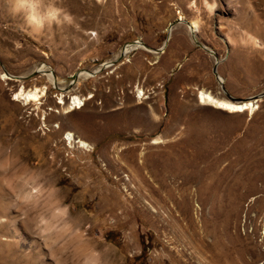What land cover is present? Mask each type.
I'll return each instance as SVG.
<instances>
[{"label":"rangeland","instance_id":"obj_1","mask_svg":"<svg viewBox=\"0 0 264 264\" xmlns=\"http://www.w3.org/2000/svg\"><path fill=\"white\" fill-rule=\"evenodd\" d=\"M15 2L0 0V264H264V0H38L43 26ZM180 17L198 30H170ZM44 86L40 108L16 99Z\"/></svg>","mask_w":264,"mask_h":264},{"label":"bare ground","instance_id":"obj_2","mask_svg":"<svg viewBox=\"0 0 264 264\" xmlns=\"http://www.w3.org/2000/svg\"><path fill=\"white\" fill-rule=\"evenodd\" d=\"M189 22V21H188ZM190 27H192L193 31H197L199 28V25L197 22H189L188 24ZM40 71H44L46 69L44 68H40ZM99 71V70H98ZM47 75L49 77V80L52 83H56V76L51 72H47ZM219 76V74H218ZM3 77L5 79H11L13 78L12 75H9L7 73H3ZM219 81L220 83H224L225 80L223 77L219 76ZM47 86L44 87H35L33 89L27 90L24 87L16 94V99H22L25 100L26 103H31L33 102L34 104L37 105L38 108H40V105L42 103V99L47 95ZM258 99V98H256ZM200 100L201 103L203 104H209L214 106L215 108L221 109V110H225L228 112H243L245 110H249V111H253L255 109V107L257 106V102L258 100L252 99V100H247V101H233L230 99H226V98H222L219 96L214 95L211 92L208 91H204L202 90L200 92ZM60 103H65V101H60ZM82 103V98H80L79 96H75L73 98V102L70 104V110H73L76 107H80ZM221 105H228L229 107H221ZM245 105H248L249 107H245ZM82 107V106H81ZM57 112V111H56ZM44 124H46V121H44ZM74 134H72L71 132L68 133V136L71 138ZM71 140V139H70ZM82 144L84 145H88L84 140H79ZM83 145V146H84Z\"/></svg>","mask_w":264,"mask_h":264},{"label":"clouds","instance_id":"obj_3","mask_svg":"<svg viewBox=\"0 0 264 264\" xmlns=\"http://www.w3.org/2000/svg\"><path fill=\"white\" fill-rule=\"evenodd\" d=\"M38 8V0H16L15 2V11L26 13L28 20L37 26H43L46 20L50 22L56 19L55 12H49L45 17Z\"/></svg>","mask_w":264,"mask_h":264},{"label":"water","instance_id":"obj_4","mask_svg":"<svg viewBox=\"0 0 264 264\" xmlns=\"http://www.w3.org/2000/svg\"><path fill=\"white\" fill-rule=\"evenodd\" d=\"M177 23H186L187 25L189 24V22L187 21V20H185V19H183V18H178L177 20H175V22H173L172 24H171V27H170V30H171V28H172V26L173 25H175V24H177ZM217 64H218V61H217ZM217 64L215 65V67H214V73L216 74V75H218V71H217ZM256 98H263L264 97V92L263 93H261V94H259V95H257V96H255Z\"/></svg>","mask_w":264,"mask_h":264},{"label":"snow or ice","instance_id":"obj_5","mask_svg":"<svg viewBox=\"0 0 264 264\" xmlns=\"http://www.w3.org/2000/svg\"><path fill=\"white\" fill-rule=\"evenodd\" d=\"M221 107H229L228 105H221ZM245 107H249L248 105H245Z\"/></svg>","mask_w":264,"mask_h":264}]
</instances>
